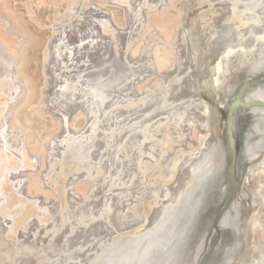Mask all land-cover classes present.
<instances>
[{"label": "bare ground", "instance_id": "6f19581e", "mask_svg": "<svg viewBox=\"0 0 264 264\" xmlns=\"http://www.w3.org/2000/svg\"><path fill=\"white\" fill-rule=\"evenodd\" d=\"M66 12L72 32L49 43L31 107L57 131L32 146L19 119L30 35L0 5V264H190L206 231L219 252L264 151V0H69ZM199 79L214 114L198 107ZM250 171L264 203V159ZM254 223L242 264H264V209Z\"/></svg>", "mask_w": 264, "mask_h": 264}, {"label": "rangeland", "instance_id": "374dc122", "mask_svg": "<svg viewBox=\"0 0 264 264\" xmlns=\"http://www.w3.org/2000/svg\"><path fill=\"white\" fill-rule=\"evenodd\" d=\"M0 5L4 8L6 12L9 11L17 22L18 26L24 29L30 35V44L28 45L27 49L25 50V57H24V68H23V76L28 80V86L30 90L32 89V96L30 99L31 104L30 106L24 107L19 114V119L23 122L24 117L28 116L31 118L30 124V144L35 146L36 144H41L44 141L47 132L56 133L57 127L55 124L50 120L49 117H46V122L41 120L36 115L32 116V108L31 107H39V102L41 100V94L45 90V82H46V74L45 67L48 65L45 61V51L50 42L53 41L54 36L56 35V39H60L62 42L65 41L70 36L71 22L66 18L67 16L66 11H68L69 0H0ZM108 11L113 16L114 20H116L117 24L120 27L125 25V11L122 7L118 5L109 4L106 6ZM66 12V13H65ZM76 21V20H75ZM62 27L65 28V32L60 34ZM70 29V30H69ZM74 34V33H72ZM76 36L74 35V38ZM250 37L246 36L245 43H248ZM264 55V54H263ZM217 61V60H216ZM47 63V64H46ZM215 63V61H214ZM213 63V64H214ZM45 65V67H44ZM247 67V68H246ZM242 68L243 72H253L250 70L251 66H246ZM237 74L234 76L228 77L227 81H225V86L229 87L230 84L234 83V79ZM200 78H203L202 76ZM206 79V78H205ZM202 86V87H201ZM34 87V89H33ZM196 93L202 99L199 101H203V104L199 103L198 107H203L207 105V107L212 109V114H214L215 110L219 105L216 101L212 98V93L207 91L208 94L204 95L201 94V90L203 89L202 81L199 79L198 86L196 87ZM202 88V89H201ZM31 90V91H32ZM43 91V92H42ZM42 92V93H41ZM211 95V96H209ZM224 110L222 116L219 112V119L217 123V134L218 136L221 135L223 137V133L226 129V116ZM24 116V117H23ZM47 125V131L44 129ZM85 126L82 119L79 120L77 123V128H83ZM220 134V135H219ZM244 144V141L242 145ZM241 145V148H242ZM240 146V145H239ZM182 148H180L181 150ZM179 150V148H178ZM240 152V150H239ZM237 154H238V147H237ZM264 159V151L252 160L251 162L245 165V173L244 177L238 184L239 193L241 190L245 191V195L239 194L237 197V207L235 211H232L231 217L229 222L224 224V226L236 228L237 233H239L237 240L235 241V246L233 251L228 255L226 260L219 261V264H242L243 261L248 257L247 254L249 252V236L252 233L254 221L257 219L259 215V211L261 212L264 209V203L259 199L258 195L256 194L257 190V183H255L254 179L250 177V169H257L258 166L261 164V161ZM28 172V171H26ZM249 173V177L247 179L246 175ZM247 173V174H246ZM168 176V175H167ZM166 177V175H165ZM169 177V176H168ZM119 193V192H118ZM152 199V198H151ZM152 201V200H149ZM256 206L257 211L253 214L251 212L255 210ZM251 214L248 218V215ZM222 227V228H223ZM215 229V225L210 219V223L207 227V230ZM221 228V230H222ZM222 230L221 232H223ZM208 231L205 232V235L201 236L198 240L197 245L194 247L193 253L189 254L190 264H201L204 262V256L207 254L209 239L207 236ZM215 233V232H214ZM209 240V241H208ZM225 245L221 246V250L219 252L224 253ZM229 249V248H228ZM227 249V250H228ZM229 252V251H228ZM237 253V254H236ZM236 255V258H234ZM233 256V257H232ZM165 264V262H164Z\"/></svg>", "mask_w": 264, "mask_h": 264}, {"label": "water", "instance_id": "95a60500", "mask_svg": "<svg viewBox=\"0 0 264 264\" xmlns=\"http://www.w3.org/2000/svg\"><path fill=\"white\" fill-rule=\"evenodd\" d=\"M232 106L233 105H230L229 107H227L226 112H225V116H226V129L225 130L226 131L228 129L227 125L230 124V121H229L231 119V110L230 109H232ZM234 129H236L238 131V135H239V132H241V129L239 127L234 128ZM222 230H224V231H223V234L221 236V240L218 241V245H220V244L225 245L224 253H221V252L219 253L218 251L216 252V249L211 250L212 248H210L209 250L206 251L207 254H205L204 262L202 264H219V261H224V259L226 260V258L231 253V251H233V248L235 246V241L237 240L239 233H237L236 228L228 227V226H224L222 228Z\"/></svg>", "mask_w": 264, "mask_h": 264}]
</instances>
